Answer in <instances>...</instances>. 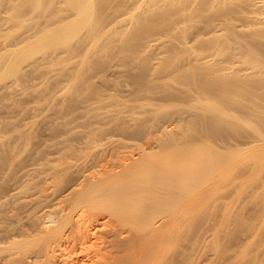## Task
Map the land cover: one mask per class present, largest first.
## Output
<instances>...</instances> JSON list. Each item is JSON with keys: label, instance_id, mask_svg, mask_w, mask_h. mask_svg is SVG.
I'll list each match as a JSON object with an SVG mask.
<instances>
[{"label": "rangeland", "instance_id": "obj_1", "mask_svg": "<svg viewBox=\"0 0 264 264\" xmlns=\"http://www.w3.org/2000/svg\"><path fill=\"white\" fill-rule=\"evenodd\" d=\"M91 1H93L94 4V5L92 4L94 7V10L93 9L92 10L95 11V13L88 12L86 15L85 13L89 10V9L86 10V6H88L91 3ZM91 1L87 0L86 6L83 3L85 6L83 8L85 10L83 8L81 10H84L85 13L84 14L79 13L80 16L82 17V19H80L78 14L79 11L75 12V10L72 9L74 10V12L71 10L73 12L71 13V11L68 10L71 7L70 5H68L69 2L67 0H0V51H2L0 52V203H1L0 228L2 229V230L0 229V235L3 234V236H0V248L4 245L3 242L6 241V234L8 233V227L11 228L14 224L13 227H15L16 229L17 227L16 225L19 224L20 221L21 223L24 224L26 221H28L27 224L28 223L31 224L33 222V217L34 218L38 216L40 217L43 214L42 211L46 208L45 206H47L48 203L49 205L51 204V202L53 203L54 202L53 198L60 199V197H62L63 195L62 193H66L67 188L71 187V183H74L76 179L79 177V175L87 174L86 171L87 172L89 171V167L93 169L92 170L90 169L91 171H89L88 174L85 175L86 177L88 175L92 176V172L95 173L96 171H98L99 169H95V168L99 162V159H100L99 163L101 164L98 165L101 169H108L109 167L108 165H106L108 163H110L109 166L111 165L110 168H112L113 166L112 163L114 164L116 163L115 166L118 169L116 159H119L120 161H122L121 163H123L125 162V160L127 161L126 156L127 157L131 156L134 158L138 156V155L136 156V154L140 152L139 151L140 149L138 148L142 146V144L147 142L145 139L148 137V134L153 132L155 134L158 131L157 129H159V128L157 129L155 128L157 131L156 130L152 131V127H150L151 116H149V114L146 112L149 106H146L145 104L164 105L165 102L166 104L164 105L165 109H163L164 114L165 112L168 113L169 111H171L169 110L170 108L174 109L172 105H171L172 107L167 106L168 104L170 105V102L167 103L169 98H167L168 95L166 91H170L172 89H177V88L179 89V85L176 84L175 82L172 83L171 80H170L171 82L169 80H164V81L158 80L160 76L161 77L164 76L163 73L165 72L164 70H166L167 67L168 70H166V72L171 73L173 71L170 70H174L175 73L176 68L174 67L181 64L178 62L179 59L177 57L171 56L173 60L175 58L174 64L175 62L176 64L178 62L177 65L176 64L174 65L172 63L173 60L171 59V57L169 56L168 58L167 55L168 53L165 54V52H167V49L165 47H167L166 45L169 44V42L172 43V40H173L172 44L178 46H181L184 43H186V46H189L188 48L191 49L193 52L200 53L199 51L201 49L202 52L201 55L203 57L205 56L204 55L205 53L206 55L211 54V52L213 53V50H211V52H209L210 50L205 51V49L203 48L204 46L203 43L207 44L206 41L208 42L209 39L212 38V36L214 39L217 38L219 39V41H222L220 42L221 46L218 47L221 50L219 51L220 53L217 52L218 54L215 53L214 57H212L215 60L213 59L212 61H210L211 57H208L210 63L216 60L218 61L219 57L221 60L224 59L226 60L227 58L229 59V57L234 56L231 57L232 61L233 58L236 57L235 59L237 61L234 60L236 64L233 62L232 64L228 65L227 63L225 65L229 66V68L233 66L231 71H233V68L235 66L236 67L234 68V70L235 69L237 70L238 68L241 69V71L243 72L247 71V73L246 72L244 73L248 74V76H246L248 78L245 79L246 81L245 80L243 81L246 84H243L242 82V85H246V87L249 90V92L246 91V94L243 95L244 96L243 99L241 97L234 98L233 103L230 105L232 109H229V106H226L228 109L225 106L224 107L226 108V110H230V111L234 109L232 111V115L236 116V114L238 115V113H240L238 112V110H235L237 109L236 107L239 104H245L243 114L246 113L245 110L247 109L246 107H248V109H251L250 110L251 112L246 110L247 112H250L252 115L255 113L257 116H261L264 118V92H263L264 82H262V80L264 81V79L262 78L264 77V72H262L263 75L262 73L256 74V76H258L259 78L256 77L255 74L253 75V71L250 69L251 65L248 63L249 58L246 61L247 56L246 57L244 56L248 54L247 52H251L252 50L255 51L258 48L257 49L258 52L257 51L256 52L259 53L258 54L259 56L255 54L256 52L255 53L253 52L255 57L258 58V59L256 58L257 62L259 61L258 62L259 64H257L256 62L255 65L258 66L260 65L259 67L263 66L262 68H264V49H263L264 48V19H263L264 6L261 5V4L264 5L263 3L264 0H260V1L231 0L232 2L230 1V4L233 3L234 7L228 4L229 2L226 0L225 2L226 3L228 2L227 6L232 7V10L229 8L230 11L234 13L231 14L232 16L230 15L233 20L231 19V21H228V23L234 22L233 23L234 26L232 25V23L230 24V26H233L234 28L233 27L230 28L229 25L227 28L226 27L221 28L222 25L218 26L221 21L215 20V18H213V20L209 22L211 23V25H209L211 27H209L208 24H206L207 26L205 27L206 28L205 29L201 24H199V22L202 23L203 19L199 18L197 20H194L195 22L192 21L190 23H186L185 28L184 25L183 27L180 28V29L182 28L184 29V30L182 29L183 32L187 28H188L187 31L190 29L188 32L187 31L184 32L185 34L181 36L182 39L180 38V36H178L181 35V33L183 34L181 30L180 33H178L179 30L178 31L175 30V32L171 33L172 35L171 34L169 35V38L166 37L164 38V35L166 36V29L165 31L162 30L164 28V25L162 26L159 24V23L163 24L162 20H164L163 19L164 11L163 10L160 11L161 8L155 11L156 14L159 15V17L156 16V14L154 13L155 20H157L156 22H154L155 24L153 23L154 20L153 19L150 22V26L146 25L147 27L144 28L145 30L148 28V32H146L147 30L145 31L144 29H142V27H144L142 25H141L142 27L134 26L135 24H137L136 23L137 21L135 22L134 20L135 19L137 20V15H139L141 8H143L144 6L146 7L147 3L150 2V0L148 1L147 0H128V1L127 0H91ZM138 1H140V3ZM234 2L237 3L235 4ZM136 3L140 4L139 9L137 8L139 4L136 5ZM156 3H159L158 0ZM240 3L242 6L238 5ZM121 4L122 7H124V9L120 6ZM90 5L89 7L91 9L92 5L91 6ZM129 6H132L134 9L130 8ZM125 8L127 9L125 10ZM233 8L235 9L234 11ZM57 11H61V12H57ZM245 11L246 13H244ZM98 12H100L101 15L105 17L103 18L102 16H100V13ZM160 12L161 14H159ZM89 13L91 14V16H89ZM229 14L230 13H228L227 16H229ZM72 15H74L73 18H71ZM96 15H98L97 18L99 19L101 17V20L103 18V23H105V25L104 24L101 25L100 23L102 21L100 20L101 22L100 23L98 22L101 25V27L103 26V29L105 30L102 33L106 32V30H108L109 33L108 31L105 34L99 33L98 36H100V34L101 36L97 40L92 39V43H91L89 41L87 42V39H85L86 42L83 43L82 40L84 39L83 36L87 35V32L89 28H91V25L95 23L94 21ZM53 17H56L57 19ZM65 17L66 19L70 18L68 19L70 21L63 22L66 24L64 25V28H62L60 24L59 25L57 24L61 18H63L61 19L63 21ZM256 17L259 19H257ZM99 19L96 21H99ZM115 22L117 23V25ZM130 23H134V25L133 24L131 25ZM55 25L57 28L60 26L61 29L60 28L57 29ZM139 25L140 24L138 23V26ZM156 25L157 26L159 25L160 27L159 26L156 27ZM200 25L204 29V32L201 31L203 29H201ZM132 26H134L135 28ZM189 26L191 27L193 26V27L190 28ZM101 27L100 26L98 27L100 31H101ZM258 28H261L259 29L260 31L258 30ZM207 29L208 30L210 29V31L208 32ZM255 29L256 31L253 32ZM138 30L140 31L144 30L145 32L143 31L140 33ZM236 30H238V32ZM135 32L140 33V36L138 33L136 34ZM129 33L131 34V36ZM202 33L203 35L201 36ZM112 34L114 35L113 40L111 37ZM187 34L188 36H186ZM199 34L201 38L198 36L199 39L198 38L196 39L197 41L199 40V42H197L195 36ZM213 34L216 36H214ZM104 35L106 36L103 37ZM132 35L135 36L132 37ZM221 35H223L224 37ZM127 36L129 37V39ZM173 36L175 38L176 36L177 38L179 37L178 39H180V41L184 39L182 41L183 44H181L179 41L180 44L179 45L178 41L176 40L174 42L175 38ZM79 37H83V38L80 39ZM108 37L109 38L111 37L110 38L111 41ZM130 37L131 39L133 38V42H131L132 40L130 39ZM152 37L153 39L160 38L162 41L159 42H161L162 44H158L154 46V48H152L151 51H148V54L147 52H142L144 43L150 39L152 40ZM170 37L173 39L171 40ZM106 38H108L109 40H107ZM189 38L191 40H193L194 38L195 40L193 42L192 41L190 42ZM239 39L241 42L239 41ZM259 39H261L260 41L262 43L259 42ZM167 40H169V42H167ZM249 40H252L251 42L253 44L250 42L252 45H250ZM253 40H255L256 44L255 42H253ZM79 42L82 44H80ZM124 42H126L127 44L126 46ZM164 42L166 43V45H163L165 44ZM131 43L133 44L130 45ZM234 45L237 46V48ZM186 46H184L183 48L189 50ZM200 46L203 48L204 51H202V48ZM255 46L258 47L255 48ZM205 47H209V46L205 45ZM245 47H247L246 48L247 50L245 49ZM161 48L163 49L162 51ZM228 48L232 50H229ZM243 48L245 49L244 51ZM191 50L189 51L191 52ZM159 52L161 54L163 53V55L161 56ZM158 53L160 54V56L158 55ZM144 54L145 56H147V58L144 56ZM241 56H243V58H241ZM136 57L139 59L137 60ZM179 57H181V55H179ZM140 58L143 60H141ZM231 58H230V63H231ZM133 59L136 62H133L134 61ZM144 59L146 60V68L148 67L147 70L149 71L150 76H153L154 79L155 78L157 79L155 81L152 79L153 82L134 84L131 79L133 77H137V74L143 68V66L140 64H142V62L145 61ZM157 63L160 65H158ZM161 63L164 65L161 66ZM241 64H243V66ZM140 66L142 67L139 68ZM160 66L162 68H159ZM113 72H115L116 74ZM174 73H172V75H174ZM249 75L255 77L252 78L249 77ZM250 78L254 80L251 81ZM103 80H105L104 83ZM106 81H108L109 84ZM247 81L250 82L248 83ZM251 83L253 84L258 83V85H253ZM247 84H250L249 87L247 86ZM181 87L183 88V86H180L179 89L180 93L177 91L178 89L176 90L178 94H180L181 96H179L176 92H174V94L176 93L178 97L175 98L176 100L173 101H171V99L169 100L171 101V104L173 103L176 104L178 103V100H183L187 104L180 101L179 104L183 103L185 104V107L189 104L187 110H185L187 107L186 108L184 107L185 109H183L185 110V114H186L190 107H195L198 106L199 104L195 105L198 102L195 101L196 102L195 103L194 102L195 99L192 100L193 98H195V95L197 94L194 93L195 94L194 95L193 93H189L187 90V92L185 91V93L194 95L193 97L192 96L190 97V99L192 98L191 100L194 103L192 102L189 103L190 99L189 100L187 99L188 95L186 96L185 93L182 92L183 89H181ZM254 88L256 90V93L253 92L250 94L252 90L255 91ZM186 89L187 88H184V90ZM173 91H171V93ZM181 92L184 94V96L182 95ZM160 93L162 94L160 95ZM163 93L166 94L165 96L167 102L165 101V96L162 97V95H164ZM174 94L172 93L173 97H175L176 95ZM185 96L188 102L187 100H185L184 98ZM168 97H170V94ZM226 97H230V96L227 95ZM222 98L225 97H223L222 95ZM239 99L242 102L244 101L247 102L248 105H246L245 102L242 103ZM220 101L223 100L221 99ZM208 103L209 102H207L206 104ZM136 105H138L139 107ZM135 106L138 107L139 110ZM140 106H143V108ZM141 110L142 112H140ZM197 110L198 109H196V111ZM191 111H194L193 113H195L194 109H192ZM143 112L145 113L143 114ZM125 116L129 117V119L126 118ZM133 116L135 118L138 117L140 121L138 120V118L137 120H135ZM236 117L238 118L239 116ZM248 119H250V122L255 120L251 115L248 116L247 120ZM166 122H164V124H167ZM251 124L254 125L253 123ZM164 126L165 127L167 126V128H165V132L166 131L169 132L170 130L172 131L176 130L174 133H177L178 129L180 128L179 126L178 128L177 125L173 123V121L172 122L168 121V124ZM149 127L151 128V132L149 130ZM251 129L252 128L246 127L245 129L238 128L237 132L236 130L230 131V133H228L229 138L238 140V137L242 136L243 134V136H245L246 139L249 140L251 134L253 133ZM180 130L182 131V128H180ZM239 130H242L245 134ZM244 130H246L248 133ZM137 131L138 133H140L139 135ZM160 132H162L161 129ZM155 135L156 136L154 137L157 138L159 137L157 136V134ZM151 136L153 135H150L149 137ZM246 139L245 138L241 140L239 139L238 141L240 143L242 140L243 141L245 140L247 142L248 140ZM144 140L146 142H144ZM208 140H206L205 142L207 143ZM210 140L212 141L213 139ZM166 141L168 142V140ZM211 141L208 142L209 145L208 147H206L207 149L208 148L210 149L209 146H211L210 144ZM215 141L217 142V140ZM251 141L249 140L248 142ZM178 142L180 143L181 141ZM214 142L213 144L215 145L216 142L215 143ZM239 142L233 143L232 141L233 144H237V145H240ZM154 143L153 145H155ZM179 143L177 144L179 145ZM204 144H205L204 142L203 144L199 143V146L201 145V147L205 148L207 144L203 146ZM253 144L258 145L254 142ZM168 145H164L165 170L172 169L175 165L185 166L189 164V163L186 164L187 161L184 162L179 157L177 159L178 161L180 160L181 162H178L177 159H175L176 157L172 156L173 157L172 158L171 156H169L168 154L170 153V155H172V153L167 151L171 149V145L169 149L166 148ZM178 145H175L176 148L178 147ZM217 145L215 147L219 149V152L226 154L227 161L225 164L227 163L228 164L227 165L224 164L226 167L221 165L222 169L221 168L218 169L216 168V170L214 169L216 172L215 171L212 172H214L215 176L213 175V173H210V175L212 174L214 177L211 176L209 178L211 179L216 178L217 180L219 178L220 181L225 180L224 182L226 183L219 181L214 182L216 181V179L214 181L207 179L210 180V182L212 181L214 183H218L219 185L217 184L216 186L214 184L215 185V189H214L212 182L211 185L209 182L207 188L213 186V188H211L213 190L211 189L207 190V188L205 187L206 184L205 186H200V187H204L202 189L208 191L206 193L203 190L202 194H200L202 192V190L200 191L201 188H198L199 191H196L197 188L194 189L196 192H194V190L191 189L187 190L186 191L187 196L191 194L188 191H191L194 193H192V195L189 197L190 198L194 197L193 199H195L196 196L197 197L196 199L199 200L198 201L196 199L195 200L192 199V203L193 201H196V203L187 204L186 199H188V197H186L185 199L184 197L185 195L184 196L181 195L183 198L181 196L179 197L176 195V197H178L176 198L175 196L172 195L173 193L174 195L177 194L175 193L176 190L175 191H172L173 189L169 191L168 189L165 190L169 186L167 185L166 182H164V264H264V145H263V141L262 143H259L260 146L258 145L260 148L258 146H255L257 148H254V146L251 144L252 146L251 145H249L248 147L244 146L246 150L241 146V148L244 149L243 151H239V149H236L237 150L236 151L235 150L236 147L234 149L228 150L229 152L239 151L238 154L233 152L228 153L227 150L226 152L224 151L221 152L222 150L220 149L222 148L220 147L221 144L218 145L219 148L217 147ZM134 146H138V148ZM145 146L146 145H143V147ZM182 146L180 144L179 147ZM185 146L186 145H184L183 147ZM193 146L198 147V144ZM131 147L134 148V150L136 149L137 151L136 150L134 151L133 149L130 150ZM174 147L172 148L173 149L172 152H174L176 149V148L174 149ZM211 147H213V145ZM110 148H112V150H110ZM216 148H211V149H216ZM165 150L167 153L165 152ZM111 151H113L111 155L115 154L113 158L110 155ZM244 151L246 152L245 153L246 155H244L245 161H243L244 162L243 169L245 167H247V169H244L245 171L243 172L244 174H241L242 173L240 172L242 170L241 169L239 171L240 172L239 174L238 164H240L239 162L241 159L239 154H242L240 152H244ZM102 154L104 155V157L105 155L111 157L110 159L108 157L109 159L108 160L106 159V157L103 158ZM120 154L122 155V157L125 158V160H121L123 158H121ZM69 156L70 157L72 156V158H70ZM94 157H97L98 159H95ZM111 158L115 160V162L112 161ZM74 159L75 160L77 159V161H75ZM101 159L103 160L106 159L105 161L107 162L104 161L105 165H103L104 162L103 160L101 162ZM53 160L57 163L51 162ZM119 160H117L118 164L120 162ZM236 160H238V163ZM109 161H111L112 163ZM69 162L76 169V171L74 168L68 167L70 166ZM56 164L57 165L60 164V165L57 166ZM63 165H65V167ZM81 165H83V169ZM105 166H107L108 168L107 167L104 168ZM55 167L57 168L58 171L55 170L56 169ZM51 168L54 170H52ZM223 169L224 170L226 169L227 171L225 170L226 171L225 172ZM65 170L66 172H64ZM77 170L79 172H77ZM217 170L218 171L221 170L223 173H221V171H219L220 172L219 173ZM49 171L53 172V174ZM58 172H60V174ZM55 173L56 175L58 174L62 175V178L56 175H55L56 177L53 176ZM216 173L220 175L218 176ZM221 174L223 176H221ZM239 175H242L243 177L241 176L240 179L238 177ZM56 178L57 181L55 182ZM60 179H62L63 182L58 183ZM34 189L35 190L38 189V190L35 191ZM52 190L53 193L51 195L50 193ZM40 191L41 192L43 191V193H41ZM209 191L210 192L212 191V193H210ZM45 194L47 195V198L51 197V199L49 198L51 202L49 201V199L46 198L48 200L47 202V200L44 198L46 196ZM53 194L54 197L52 198ZM57 199H55V202ZM183 199H185L186 201ZM3 200L5 203L3 202ZM22 200L24 202H22ZM188 200L191 201L190 199ZM35 201L39 203H36ZM21 205H23V207ZM34 205L35 206L39 205V209L41 208V206L44 207H42L41 210H39L38 207H34ZM29 206L33 212L31 211V209H29ZM35 208H37L38 210L37 209L35 210ZM48 210L51 211L50 208ZM48 210H44V212H46L47 215L49 214L47 213ZM14 211H16V213ZM30 213L31 215H33L32 213H34V215L31 216ZM22 218L24 222L23 220H21ZM29 218L30 219L32 218V220H29ZM15 221L19 223H15ZM24 224H22V226ZM19 225L21 226V224ZM13 227L11 229L9 228L10 231L13 229ZM5 229H7L6 230L7 232H5ZM2 231L4 233H2ZM12 231L15 232L14 229ZM12 233L10 232V234ZM4 247H2L0 252L1 251L4 252Z\"/></svg>", "mask_w": 264, "mask_h": 264}, {"label": "bare ground", "instance_id": "obj_2", "mask_svg": "<svg viewBox=\"0 0 264 264\" xmlns=\"http://www.w3.org/2000/svg\"><path fill=\"white\" fill-rule=\"evenodd\" d=\"M67 1L69 2V4L67 2L66 3L68 5H70V7H71L68 10L71 11L72 9H74L75 12H78L79 11L78 14L79 13H83V14L85 13V11H84L85 9L83 7L86 6V1L87 0H67ZM155 1L157 2V0H150V2L147 3V6L146 7L144 6L145 8L144 7L141 8V11L139 12V15H137V20L136 19L134 20L135 22L137 21L136 22L137 24H135V25H134V23H130V24L131 25L133 24L134 26H137V27L144 26V27H142V29L146 28L147 27L146 25H149L150 26V22L153 19H154L153 20V23L157 21V20H155L154 13L156 14L155 11H157L159 8H161L160 11H162V10L164 11V18L161 16L164 19V20L161 19L163 21V24L158 22L160 25H162V26L164 25V28L161 27V28H163L162 30L165 31V29H166V36L164 35V38L165 37L166 38H169V35L172 32H175V30L176 31L179 30L178 33H180L181 31L183 32L184 29L183 28H182L183 30L180 29L181 27H183V25H184V28H185L186 23H190V22H192L194 20H197L199 18H202L203 19L202 23L199 22V24H201L204 28L207 26L206 24H208V26L211 25V23H209V22H211L213 20V18H215V20H218V21L220 20L221 21L220 24L218 25V26H221L222 25L221 28H223V27H226L227 28L228 25L230 26V24L232 23V22H229L228 23V21H231V19H232L231 18V16H232L231 14L233 12L230 11V9L232 10V7L231 6L234 7V4L233 3L230 4V1L231 0H227L229 2V3L228 2L227 3L231 5L230 7L227 6V3L225 2L226 0H158L159 3H156ZM138 2L140 3V1H138ZM261 2H263V1H261ZM83 3L85 4V6H84ZM133 3H134V1H133ZM139 3H136V5H138ZM90 4L92 5L93 4V1H91ZM89 5L86 6V10L89 9L85 13L86 15H87L88 12H90V13H93L94 12L95 13V11H93L94 10V7H93L94 4L92 6L90 5L91 6V9H90ZM238 5H241V3L238 4ZM244 5H246V4H244ZM248 5H249V3H248ZM261 5L264 6L263 4H261ZM120 6L122 7V4ZM139 6H140V4L137 6L138 9L140 8ZM129 7L130 8H133L132 6H129ZM82 8L84 10H81ZM122 8L124 9V7H122ZM126 9L127 8H125V10ZM173 9H175V10H173ZM238 9H239V6H238ZM251 9H252V7H251ZM74 10H72V11L74 12ZM90 10H92V11H90ZM234 10L235 9L233 8V11ZM72 11H71V13H73ZM80 11H83V12H80ZM120 11H121V9H120ZM57 12H61V11H57ZM235 12H238V11H235ZM250 12H252V11H250ZM90 13H89V16H91ZM98 13H100V12H98ZM228 13H230L229 14V16L231 15L230 17L227 16ZM244 13H246V11ZM57 14H59V13H57ZM159 14H161V12ZM92 15H94V14H92ZM98 15H96L95 17L97 18ZM199 15H201V16H199ZM237 15H238V13H237ZM73 16L74 15H72L71 18H73ZM100 16H102L101 13H100ZM156 16L159 17L158 14H156ZM67 17H69V16H67ZM79 17H80V19H82V17L80 16V14H79ZM53 18H56V17H53ZM96 18H95V21H94L95 23H93L91 25V28H89V30L87 32V35L86 36L85 35L83 36L84 37V39H82L83 40V43L86 42L85 39H87V42L89 41V42L92 43V39L97 40L101 36V34H100V36H98L99 33H102L103 31H105L103 29V26L101 27L102 24L105 25V23H103V18H102V20H101V17H100V19L99 18L96 19ZM261 18H263V17H261ZM61 19H63V18H61ZM61 19L58 22V24L57 23L56 24L57 25L60 24V26H62V28H64V25L66 23H63V22H67V21L69 22L70 20H68V19H70V18L66 19V17H65V19L63 21ZM98 19H99V21H96ZM243 19H244V17H243ZM257 19H259V18H257ZM161 20H159V21H161ZM98 22L99 23L101 22L100 23L101 25ZM132 22H133V20H132ZM138 23L140 24L139 26H138ZM158 23H156V24H158ZM233 23H232V25H233ZM61 24H63V25H61ZM98 24L101 27V31L98 29V27H99ZM116 25H117V23H116ZM187 25H189V24H187ZM190 25H192V24H190ZM197 25H195V26H197ZM201 25H200V27H201V29H203ZM256 25H258V24H256ZM60 26L58 28H60ZM134 26H132V27H134ZM158 26L156 25V27H158ZM233 26H230V28L233 27ZM55 27H56V25H55ZM68 27H69V25H68ZM189 27L192 28L193 26L192 27L189 26ZM209 27H211V26H209ZM66 28H67V25H66ZM230 28H228V29H230ZM124 29H126V28H124ZM138 29H140V28H138ZM187 29L184 32H186ZM197 29H199V28H197ZM210 29H212V28H210ZM210 29L209 30L207 29L208 32L210 31ZM259 29H261V28H258V30ZM146 30L145 31L148 32V28ZM107 31L108 30H106V32ZM138 31L140 33L143 32V31H140V30H138ZM201 31L204 32V29L201 30ZM226 31H227V29H226ZM236 31L238 32V30H236ZM255 31H256V29L253 32H255ZM106 32H104L102 34H105ZM184 32H183V34L181 33V35H178V36H180V38H181V36L185 34ZM232 32H234V31H232ZM108 33H109V31H108ZM140 33H138L139 36H140ZM244 33H245V31H244ZM114 34H115V32H114ZM188 34L186 36H188ZM143 35H144V33H143ZM202 35H203V33L201 34V36ZM233 35H234V33H233ZM240 35H238V36H240ZM105 36L106 35H104L103 37H105ZM113 36L114 35L112 34L111 35L112 40H113ZM130 36H131V34H130ZM133 36H135V35H132V37ZM141 36H142V34H141ZM198 36L200 37V34L199 35H196L195 36V39L198 38ZM214 36H216V35H214ZM221 36H223V35H221ZM83 37H79V38L81 39ZM95 37H97V38H95ZM88 38H91V39H88ZM108 38H106V39L109 40L110 38L109 39ZM178 38L176 36V38L174 39V42L176 40V41H178V44H179L180 39H178ZM183 38H184V36H183ZM128 39H129V37H128ZM130 39H131V37H130ZM134 39H135V37H134ZM172 39L173 38H171V40ZM185 39H186V37H185ZM195 39L194 38H193V40L190 39V42L191 41L193 42ZM216 39H214L213 36H212V38L209 39L208 42L206 41L207 44L203 43L204 44L203 48L205 49V51H209L210 50L209 52H211V50H213V53L211 52V54H209V55H206V53H205L204 54L205 55L204 57L201 55L202 54L201 49H200V51L198 50L200 53L193 52L191 49L188 48L189 46H186V43L183 44L182 41L184 39L181 40L180 43L183 44L184 46H186L189 50H191V52L189 50H186V48H183L184 47L183 45H181V46H183V47H181V46L172 44L173 43V40H172V43H170L169 40H167V42H169V44H167V45L164 42L165 44H163V45H166L167 47H165V46H163V47H165L167 49V52H165V51H163V52H165V54L168 53L167 54L168 55V58H169V56L170 57L171 56L172 57H177L179 59L178 62L181 63V64L178 65V66H176V67H174V68H176L175 69V73H174V70H170V71H173L171 73L170 72H166V70H168L167 69L168 67H167L166 70H164L165 72L163 73V75H164V76H162L163 78L160 76L158 78V80H162V81H164V80H169L170 81L171 80L172 83L175 82L176 84L179 85V89H180V86H183V88L181 87V89H183V91L181 90L183 93H185V91L187 92V90H188L189 93H193V94L195 93V94H197L198 96L194 94L195 95V98H193V99L191 98V99L192 100L195 99L194 102L195 101L198 102L195 105H198V104L199 105L198 106H195V107H190L189 110L187 111V113L189 111L190 112L188 114L187 113L185 114V110L188 109V105H189L188 104L186 106L187 107L186 108L185 107V104H187V103H185V101L178 100L179 99L178 98L177 99L178 100V103L171 104V101L176 100L175 98L178 97L177 96L178 92L180 93V91H179L178 88H177L178 90L177 89H172V90L169 89L170 91H166L168 96L170 94V97L167 96V98L171 99V101L169 99H168V102L166 101L167 99H166V96H165L166 94L165 93H163L164 95H162V97L165 96V101L167 103L170 102V105L168 104L167 106L168 107H172L173 106V108H174V109H171V108L169 109V110H171V111H169L170 113L169 112L168 113L165 112V114H164V110L163 109H165L164 108V105H166L165 102H164V105H152V104L151 105H148V104H145L146 106H149L148 109L151 108L150 110H148L146 108L147 109L146 112L149 114V116H151V124H150V127H152V131L153 130H156L157 128H159V129H157L158 131L156 130L157 133H155L159 137L158 138L157 137H154V136H156L154 134V132L148 134V137L150 135H153V136H151L149 138L147 137L146 139L144 138L147 142L144 140V142H146V143H144V144H142V146H140L142 148H140V147L138 148V146H134V147L140 149L139 150L140 152L139 153L137 152L138 154L135 153L136 156L137 155L138 156L135 157V158L134 157H131V156H130L131 158L126 156L127 161L125 160L124 157H122L123 154L121 153L122 152L121 151L120 153L122 155L120 154V156L123 159H121V158L120 159L121 160H125V162L121 163L122 161H120L119 159H116L118 169L115 166L116 163L114 164L111 161H109V162H111L113 164L112 168H110L111 165L109 166L110 163H108L106 165H108L109 168L107 166L104 167V168L107 167L108 169H101L99 167V165L101 164V163H99L100 162V159H99V162H98L99 165L98 164H97V166L95 165L96 166L95 169H99L98 171L95 172L96 175H95L94 172H92V176H90V175H88L87 177L85 176V175L88 174L89 171H91L93 169V168L91 169L89 167V171L88 172L86 171L87 174H85V175H79V177L76 179V181L74 183H71V187L67 188L66 193H62L63 195H62V197H60V199L59 198L58 199L55 198V199H57L56 202H55V199L53 198L54 197V194L52 196V198L54 200L53 203L50 201L51 197H48L47 198V195L45 194L46 196L44 198L45 199L46 198L47 199L50 198L49 201L51 202V204L49 205V203H48L49 206L47 205V206H45L46 208L45 209L43 208V209L44 210H48L50 208L51 211L48 210L47 213H49V214L47 215L46 212H44V210H43L42 211L43 214L42 215L40 214L41 215L40 217L39 216L38 217H35L37 219H35L33 217V222L30 221V222H32L31 224L30 223L27 224L28 221L25 222L26 225L24 223H21V221H20V223L17 222V221H15V223L21 224V226L19 224L16 225L17 227L19 226L18 229H17V227L15 229V227H13L14 226V224H13L12 227L15 230V232L12 231L13 229L10 231V229L12 227L11 228L8 227V233L9 234L8 233L7 234L5 233L6 234V241L3 242L4 245H5V243H6V245H5V247H4V245L2 246V247H4V252H2V251L0 252V257H2V255H3V257L0 258V264H164V182H166L167 185L169 186L165 190H167V189H168V191L169 190H172V189H173L172 191H175L176 190L175 193H177V194H175V195L171 191L173 193L172 194L173 196L176 197V195H177V196L180 197L181 195L182 196L185 195L184 196L185 199H186V197H188V199H190L191 201H189L188 199H186V200L188 202H191V203H188L185 199H183V200H185L187 204H194V203H196V201H193V203H192V199L194 197L193 198H190L189 196H191L192 193H194L196 191H199L198 188H201L200 191L202 190V192L200 194H202L203 193V190H204L202 188H204V187H200V186H205V184H206L205 187L207 188L208 187V183L210 182V180H213L214 181L216 179V178L215 179L209 178L211 176L212 177L215 176L214 175V172H212V171H215L216 168L217 169L218 168H221L222 169V166L226 167L225 165L228 164V163L225 164L226 161H227L226 154L220 153L219 152V149H217L215 147L217 145V143H218V145H220V144L222 145V146L220 145V147H222V148H220V149H222L221 152L222 151L226 152V150L228 151L229 149L231 150V149H234L235 147H236L235 150L236 149H239V151H243L245 149L244 146L248 147L251 144L254 146V148H257L255 146H258L259 143H262V141H263V145H264V118L263 117L257 116L254 113L253 115L256 116V118H255V116H253L250 113L251 112L250 111L251 109H248V107H246L247 108L246 110L247 111H250V112H247L245 110L246 113L243 114V111H244V108H245V104H239V105L237 104L238 106L236 107L237 109H235V110H238V112H240V113H238V115L236 113L235 114H236V116H239L238 118L236 116L232 115V111L234 109L232 111L226 110V108H227L226 106H229V109H232L230 107V105L233 103L234 98H240L241 97L243 99V97H244L243 95L246 94V91L249 92V90L246 87V85H242V82L245 79L248 78V77H246V76H248V74H246L247 71H244V72H246V73H244L243 71H241V69H238V68H237V70L236 69L234 70V68L236 66L233 68V71H231V69H232L233 66L229 68V66H226L225 65L227 63H228V65L229 64H232L234 62V60H236L235 59L236 57H235V58H233V61H232V58L231 57H234V56L229 57V59L227 58L228 59V60L226 59L227 61L224 58L223 59L225 61L224 60H221L220 57H219L218 59L221 60V61H219V60L217 61L216 60L217 62L216 61H213L212 63H210V61H212L214 59V58H212V57H214V54L217 53V52H219V51H221L218 47L221 46L220 45L221 44L220 42H222V41H219V39H217V40ZM231 39H232V37H231ZM131 40H132L131 42H133V38ZM150 40H148L149 42L147 41V42L144 43V45H143V51L142 52H147V54H148V51H151V49L154 48V46H156L158 44H162L161 42H159V41H162L160 38L153 39V37H152V40L151 41ZM245 40H247V39H245ZM260 40L261 39H259V42H261ZM78 41H80V40H78ZM110 41H111V39H110ZM196 41H197V39H196ZM239 41H240V39H239ZM251 41L252 40H249V43ZM107 42H109V41H107ZM126 42H127V40H126ZM126 42H124L125 43V46L127 45ZM197 42H199V40ZM253 42H255V40H253ZM242 43H244V42H242ZM251 43H250V45L253 44V43L252 44ZM80 44H82V43H80ZM132 44L133 43H131L130 45H132ZM255 44H256V42H255ZM205 45H207L209 47H205ZM85 46H87V45H85ZM235 47L237 48V46H235ZM257 47L255 46V48H257ZM203 48H202V51H204ZM246 48L247 47H245V49ZM245 49L243 48V51ZM248 49H249V47H248ZM257 49L255 51L252 50L251 52H247L248 54L247 55H244L245 57L247 56L246 57V61L249 58L248 59V63L251 65L250 66L251 67L250 69L253 71V75L255 74V76H256V74H260V73L264 72V68H262L263 66L262 67H259L260 65L259 66L258 65H255L258 58L255 57L254 53L257 51ZM162 50L163 49L161 48V51ZM229 50H232V49H229ZM0 52H2V51H0ZM225 52H226V50H225ZM257 52L255 54L258 55L259 53H257ZM10 53H12V52H10ZM159 53H158V55L160 56L161 53L160 54ZM142 55H143V53H142ZM162 55H163V53L161 54V56ZM179 55H181V57H179ZM144 56H145V54H144ZM218 56H221V55H218ZM145 57L147 58V56H145ZM172 57H171V59H172ZM208 57H211L210 61H209ZM230 58H231V63H230ZM241 58H243V56H241ZM138 59L139 58H137V60ZM133 60H131V61H133ZM141 60H143V59H141ZM174 61H175V58L172 61L173 64H174ZM133 62H136V61L134 60ZM178 62H177V64H178ZM258 62H257V64H259ZM261 62H262V60H261ZM175 64H176V62H175ZM140 65H142L143 68L137 74V77H133L131 79L134 84H143V83H146V82H153L152 79L154 81L157 79V78L154 79L153 76H150V73L147 70L148 67L146 68V60L143 61L142 64H140ZM158 65H160V64H158ZM163 65L164 64L161 63V66H163ZM241 65L243 66V64H241ZM142 66H140L139 68H141ZM161 66L159 68H162ZM172 68H173V66H172ZM113 73H115V72H113ZM172 73H174V75H172ZM115 74H114V76H115ZM262 75H263V73H262ZM249 77H252V75L251 76L249 75ZM254 77H252V78H254ZM256 77H258V76H256ZM258 78H256V79H258ZM262 78L264 79V77H262ZM253 80L254 79H251V81H253ZM104 82H105V80H103V83ZM106 82L108 83V81H106ZM247 82L249 83L250 81H247ZM262 82H264V81L262 80ZM253 83H251V84H253ZM243 84H246V83L243 82ZM249 85L250 84H247L248 87H249ZM253 85H258V83L257 84H253ZM259 87H260V85H259ZM184 88H187V89L184 90ZM251 89H253V88H251ZM254 90H255V88H254ZM171 91H173L172 92L173 94H174V92L177 93V94L175 93L176 95L174 94L175 97H173ZM127 92H129V91H127ZM253 92L256 93V90L255 91L252 90V92H250V94L253 93ZM183 93H182V95L184 96ZM157 94H159V93H157ZM161 94L162 93H160V95ZM178 95L181 96L180 94H178ZM185 95L186 96L188 95L187 96V99L188 100L190 99L191 96L192 97L194 96V95H192V94L190 95L188 93H185ZM222 95L225 98H222ZM227 95L230 96V97H226ZM186 96L184 97L185 100H187L186 99ZM199 96H200V98H199ZM127 97H129V96H127ZM191 99H190V102L189 103L192 102ZM221 99L223 101H220ZM188 100H187V102H188ZM205 100L207 102H209V103L206 104L207 102ZM217 100H219V101H217ZM179 101L180 102H184L185 104H183V103L182 104L181 103L179 104ZM194 102H192V103H194ZM244 102H242V103H244ZM127 103H126V105H127ZM245 103H246V105H248L247 102H245ZM130 105H132V104H130ZM138 105H136V106H138ZM128 106H129V104H128ZM182 106H183V108H182ZM138 107H136V108L138 109ZM140 107L143 108V106H140ZM183 109H185V110H183ZM190 109L191 110L194 109L195 110V113H193L194 111H191ZM196 109H198V110L196 111ZM140 112H142V110ZM144 113L145 112H143V114ZM185 115H187V116H185ZM249 115H251L255 119V120H253L251 122H250V119H248L249 122H250V124H249V122L247 120V118H248ZM246 116H247V118H246ZM126 118L129 119V117H126ZM133 118H135V117L133 116ZM137 118L138 117H136L135 120H137ZM138 120H139V118H138ZM132 121H133V119H132ZM168 121L169 122L170 121L171 122L173 121V123L176 124L177 127L179 126L180 128H182V131L180 130L179 127H178L179 128L178 129L175 126L178 129V132L177 133H174L176 130L175 131L174 130L172 131L170 129H169L170 130L169 132H167V131L165 132V128H167V126L165 127L164 125H167L168 124ZM120 122H123V121H120ZM164 122H166L167 124H164ZM251 123H253L255 126L252 125ZM150 127H149V130L151 132V128ZM242 127H244V128H242ZM246 127L247 128L254 129V130L251 129V131L253 132L251 134V137H250L251 139L249 138L250 141L252 140L251 142H248L249 140L246 139V137L243 136V134H242V136L246 140H248L247 142L245 140L244 141L242 140L243 143H242V141H241V143L238 141L239 139L240 140L241 139H244L242 136H239L241 138L238 137V140H234V139L229 138V134L228 133H230V131H235L236 130V132H237L238 128L245 129ZM160 129H161L162 132H160ZM239 131L243 132L242 130H239ZM244 131H246V130H244ZM158 132L161 135H159ZM164 132H165V134H164ZM137 133H138V131H137ZM139 134L140 133H138V135ZM164 136H165V138H164ZM164 139H165V142H164ZM210 139H213V140L211 141ZM230 139H231V141H230ZM151 140H153L155 143L153 141H151ZM166 140H168V142ZM206 140H208L207 143L209 141H211L210 144H211V146L213 145V147L209 146L210 149L209 148L207 149L206 147H208L209 143L207 144L205 142ZM215 140H217V142ZM219 140H220V143H219ZM178 141H181V142L179 143ZM232 141H233V143H238L239 142L240 145L233 144ZM234 141H236V142H234ZM175 142L179 143V145L177 143H175ZM203 142L205 143L203 146H205L207 144V146H205V148L204 147H201V145L199 146V143L200 144H203ZM213 142L215 143V145L213 144ZM253 142L256 143V144H258V145L253 144ZM153 143L155 145H153ZM166 143H168V144L170 143V144L168 145ZM172 143H174V144H172ZM231 143H232V145H231ZM180 144H181V146L182 145L183 146L186 145V146L185 147H183V146L182 147H179ZM189 144H191V145H189ZM196 144H198V147L199 148L197 146H196L197 148L195 146H193V145H196ZM143 145H146V146L143 147ZM164 145H168L166 147L168 149H169V147L171 145V149L167 150L168 152H171L172 153V155H170V153H169L168 154L169 156L176 157L175 159H177L179 157V158H181L182 161H184V162L187 161L186 164H188V163L189 164L188 165H185V166L184 165H181V166L180 165H175L172 169L165 170L164 169V148H165ZM172 145H174V146L175 145H178V147H177L178 149L176 148V146L174 147ZM218 145H217V147L219 148ZM241 146L244 149L241 148ZM173 147H174V149L176 148L174 152H172V150H173L172 148ZM191 147H193V148H191ZM122 148H123V146H122ZM201 148H203L204 150L201 149ZM211 148H216V149H211ZM132 149L134 150V148L131 147L130 150H132ZM153 149H154V151H153ZM155 149H156V151H155ZM199 149H201V150H199ZM110 150H112V148H110ZM157 150H158V152H157ZM113 151H114V148H113ZM113 151H111L110 155L112 154ZM236 151L235 152H233V151L229 152L228 151V153H232L233 152V153H237L238 154L239 151L238 152H236ZM118 152H119V150H118ZM153 152H155L156 155ZM165 152H166V150H165ZM173 153H174V155H173ZM240 153H242V154H239L240 157H241V159L240 158H237V159H240V162H239L240 164H238V173L240 174V172H242L241 174H244L243 173V172H245L244 169H247V167H245L243 169V167H244V165H243L244 162L243 161H245L244 155H246L245 154L246 152L244 151V152H240ZM106 155H107V152H106ZM106 155H105V157H106V159H108L109 156H106ZM114 155H111L112 158L114 157ZM72 156L71 157L69 156V157L72 158ZM105 157L103 155V158H105ZM110 157H109V159H110ZM94 158L95 159H98L97 157H94ZM54 160L51 161V162H55ZM102 160L103 159H101V162H102ZM105 160H103V162ZM117 160L120 161L119 164H118V161ZM75 161H77V159ZM93 161H94V159H93ZM112 161L115 162V160H113V159H112ZM177 161H178V159H177ZM236 161L238 163V160H236ZM66 162H67V160H66ZM105 162H107V161H105ZM105 162H104L103 165H105ZM178 162H181V161L179 160ZM55 163H57V162H55ZM59 165H57V166H59ZM48 166H50V165H48ZM63 166L65 167V165H63ZM81 166H82V169H83V165H81ZM114 166H115V169H114ZM246 166H247V164H246ZM68 167L74 168L71 165V163H70V166H68ZM85 168H84V170H85ZM49 169H50V167H49ZM58 169H59V167H58ZM95 169H94V171H95ZM47 170H48V168H47ZM52 170H54V169H52ZM55 170L58 171L57 168ZM51 171H49V172H51ZM59 171H61V170H59ZM75 171H76V169H75ZM219 171H221V170H219ZM64 172H66V170ZM77 172H79V171L77 170ZM37 173H39V172H37ZM51 173L53 174V172H51ZM58 173L60 174V172H58ZM210 173H213L214 176L212 174L210 175ZM221 173H223V172L221 171ZM238 173H235V174H238ZM41 174H43V173H41ZM48 174H50V173H48ZM59 174L56 175V173H55L53 176L56 175V176H60L62 178V175H59ZM90 174H91V172H90ZM216 174L218 175V173H216ZM217 175H216V177H217ZM221 176H223V175L221 174ZM221 176H220V178H221ZM241 176L242 175H239L238 177L241 179ZM73 178H75V177H73ZM207 179H210V180H207ZM61 180L62 179H60V181H58V183L63 182V180L62 181ZM56 181H57V178H56L55 182ZM64 181H66V180H64ZM67 181H69V180H67ZM217 181L226 183V182H224L225 180L224 181L223 180L220 181L219 178H218V180L216 179V181H214V182H217ZM211 182H210V185H211ZM214 182H212V184H213L214 189H215V185L217 186L218 183H214ZM241 184H243V183H241ZM241 184H240V186H241ZM225 185H228V184H225ZM213 186H211V187L209 186L210 188H207V190H210L211 188H213ZM221 187H223V186H221ZM190 189L191 190L196 189V191L195 190H194V192L188 191L191 194L187 196L186 195V193H187L186 191L187 190H190ZM36 190H38V189H36ZM207 190H204V191L207 193L208 192ZM211 190H213V189H211ZM48 191H49V189H48ZM41 193H43V191ZM52 193H53V190L51 191L50 194L52 195ZM206 193H204V194H206ZM210 193H212V191ZM43 195H42V197H43ZM204 196H206V195H204ZM176 198H178V197H176ZM196 198L197 197L195 196V199ZM195 199H193V200H195ZM196 200H198V199H196ZM3 202H4V200H3ZM22 202H24V201L22 200ZM47 202H48V200H47ZM36 203H39V202H36ZM32 204H33V202H32ZM14 205H16V204H14ZM35 205H34V207H38V209H39V205H37V206H35ZM21 206L23 207V205H21ZM22 207H21V209H22ZM42 207H44V206H41V208ZM41 208L39 210H41ZM29 209H31L30 206H29ZM36 209L37 208H35V210ZM25 210H27V209H25ZM31 211H32V209H31ZM9 212H11V211H9ZM14 212L16 213V211H14ZM32 214L34 215V213H32ZM30 215H31V213H30ZM33 215H31V216H33ZM6 218H7V216H6ZM21 220H23V218ZM29 220H32V218L31 219L29 218ZM23 222H24V220H23ZM22 224H24V225L22 226ZM6 226H7V224H6ZM6 230L7 229H5V232H7ZM9 231L11 233L12 232L13 233L10 234ZM2 233H4V232L2 231ZM0 236H3V234L0 235ZM2 247L0 248V250L2 249ZM1 253H3V254H1Z\"/></svg>", "mask_w": 264, "mask_h": 264}]
</instances>
